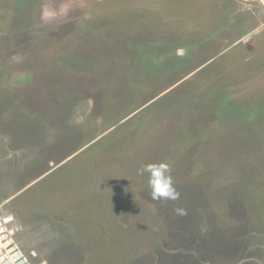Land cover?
Segmentation results:
<instances>
[{
	"label": "rangeland",
	"instance_id": "374dc122",
	"mask_svg": "<svg viewBox=\"0 0 264 264\" xmlns=\"http://www.w3.org/2000/svg\"><path fill=\"white\" fill-rule=\"evenodd\" d=\"M0 219L29 264H264V0H0Z\"/></svg>",
	"mask_w": 264,
	"mask_h": 264
},
{
	"label": "clouds",
	"instance_id": "9594fccd",
	"mask_svg": "<svg viewBox=\"0 0 264 264\" xmlns=\"http://www.w3.org/2000/svg\"><path fill=\"white\" fill-rule=\"evenodd\" d=\"M177 54H182V51L178 50ZM138 171L141 175L147 174L148 187L151 190L150 195L153 200H176L179 198V193L174 187L169 164L164 162L147 163L143 164ZM178 211L183 214V210Z\"/></svg>",
	"mask_w": 264,
	"mask_h": 264
},
{
	"label": "water",
	"instance_id": "95a60500",
	"mask_svg": "<svg viewBox=\"0 0 264 264\" xmlns=\"http://www.w3.org/2000/svg\"><path fill=\"white\" fill-rule=\"evenodd\" d=\"M0 264H29L0 219Z\"/></svg>",
	"mask_w": 264,
	"mask_h": 264
}]
</instances>
